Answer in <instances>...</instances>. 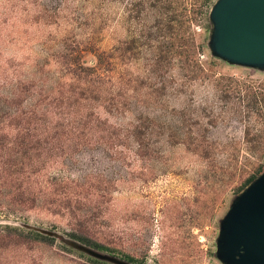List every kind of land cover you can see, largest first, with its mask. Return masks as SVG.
I'll list each match as a JSON object with an SVG mask.
<instances>
[{
	"label": "rangeland",
	"instance_id": "374dc122",
	"mask_svg": "<svg viewBox=\"0 0 264 264\" xmlns=\"http://www.w3.org/2000/svg\"><path fill=\"white\" fill-rule=\"evenodd\" d=\"M54 1L38 3L51 6ZM69 1L62 15L74 21H61L59 28L25 21L21 6L17 19L12 16L3 25L5 0H0V67L10 65L8 72L0 69V85L15 71L23 85L45 80L48 89L53 88L59 66L44 42L53 51L61 50L48 37L65 36L64 29L72 25L82 45L90 44L81 60L99 68L105 97L125 105L123 113L107 112L97 98V82L90 81L82 86L88 89L87 109L116 130L143 117L151 127L149 149L147 155H135L136 145L127 142L116 155L91 144L74 155L52 158L41 177H33L38 187L47 189L49 200L60 192L71 194V199L53 205H43L40 197L20 198L19 182L0 172V224L55 238L33 242L23 233L21 239L1 240L0 264H233L222 247L226 218L241 199L244 181L264 173V150L248 149V123L234 114L238 100L224 99L218 87L232 77L264 94V67L233 63L216 54L211 12L218 0H174L168 11L185 22L180 33L185 44L191 45L189 38L195 37L202 47L199 59L206 74L200 78L182 71L179 58L156 62L166 42L157 37L154 14L159 8L145 5L147 0ZM101 52L110 64H100L96 55ZM79 84L75 82L77 90ZM2 87L3 99L8 90ZM24 100V109L34 107L35 97L28 94ZM18 121L10 118L6 123ZM1 122L0 110V137ZM190 139L217 143L216 149L210 155L194 153L184 144ZM18 208L23 212L15 214ZM82 239L97 240L106 248L96 249Z\"/></svg>",
	"mask_w": 264,
	"mask_h": 264
},
{
	"label": "trees",
	"instance_id": "16d2710c",
	"mask_svg": "<svg viewBox=\"0 0 264 264\" xmlns=\"http://www.w3.org/2000/svg\"><path fill=\"white\" fill-rule=\"evenodd\" d=\"M17 1L18 3H15V0H5L4 12L1 13L6 18L3 25H6L13 18L12 16L17 19L21 7L23 12L20 14L23 15L20 17L25 21L35 20L44 22L45 25H57L59 28L61 21L69 24H72V20L74 21L73 18L69 21L67 16L62 15L69 8L71 3L69 0H56L51 6L38 3L39 0ZM210 1L208 0V2ZM174 2V0L144 1V4H148L149 7L159 8L154 14L156 27H158L157 37L166 42L161 47V54L157 56L156 62L163 59L166 61V59L179 58L178 62L182 71L188 70L194 78L203 77L206 70L199 59L202 47L196 44L195 37L189 38L192 42L187 46L185 37L180 36L185 22L179 20L175 13L168 12ZM20 3L33 5L35 9L26 8V5H20ZM146 16L148 17V14ZM15 24H12V27H15ZM70 28L64 29L65 36L50 38L52 37L50 35L48 37V42L52 41L53 46H61V50L53 51L52 45L44 42V45L50 49L48 56L59 66V80L55 81L53 88L48 89V81L45 80L23 85L17 81L15 71L3 77V82L0 85L8 90L5 98L0 97V110L4 117V123L1 122L3 134L0 137L2 150L0 172L8 176L12 175L19 182L17 191L20 198H28L29 201H32V199L40 197L43 205H53L71 199V194L60 192L55 199L49 200L46 195L47 189L38 187L37 178L41 177V173L52 158L74 155L91 144L103 146L116 155L122 154L118 149L127 146V142H133L136 145L135 155H147L149 149L150 135L147 131L151 127L144 123L143 117L138 118L136 123H131L124 130H116L113 126L107 125V121H103L101 117L87 109L85 102L89 99L86 97L88 89L82 86H87L90 81L97 82L99 86L97 98L104 102L107 112L123 113L125 105L116 102L115 97L111 99L105 97L99 68L88 67L81 60V55L85 51L83 48L87 49L90 44L82 45V41L78 40L72 25ZM151 28L149 27V30ZM12 35L6 36L11 38ZM88 48V50L96 52L94 49H90L92 47ZM96 56L100 64H110L109 57L104 52L97 53ZM8 66L10 68V65ZM8 68L3 65L0 67V69H4V73L8 72ZM68 76L73 82H61L60 79H65ZM81 81H84L85 85H80ZM228 81V85L219 83L218 89L220 88V94L224 99L238 100L236 102L238 108L234 110V114L248 123L245 138L248 149L252 152L264 150V125L258 127L261 122L264 124V94L257 92L256 87L252 84L239 82L232 77H229ZM75 82L79 84L77 87L79 91L75 88ZM28 94L35 97V104L33 108L24 109L23 104L26 102L24 97ZM10 118H16L19 121L15 125H8L6 121ZM251 119L256 122L254 125L249 123ZM259 120L261 121L259 122ZM184 144L194 153L210 155L211 151L216 149L217 143L205 144L200 139H190ZM257 178L258 175L248 177L240 191L245 190ZM17 210L14 212L15 214L23 212L19 208ZM69 211L71 210L69 209ZM23 233H27V238L31 237L33 242L55 241L54 237L38 231H26L10 224H0V241L21 239L22 236H25ZM82 242L96 249L106 248L97 240L93 242L83 240Z\"/></svg>",
	"mask_w": 264,
	"mask_h": 264
},
{
	"label": "water",
	"instance_id": "95a60500",
	"mask_svg": "<svg viewBox=\"0 0 264 264\" xmlns=\"http://www.w3.org/2000/svg\"><path fill=\"white\" fill-rule=\"evenodd\" d=\"M211 16L217 55L233 63L264 67V0H218ZM222 247L233 264H264V173L228 213Z\"/></svg>",
	"mask_w": 264,
	"mask_h": 264
}]
</instances>
